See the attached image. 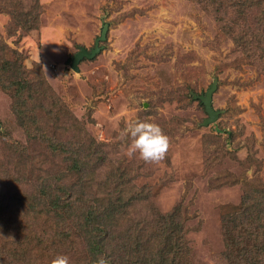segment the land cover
I'll return each instance as SVG.
<instances>
[{
	"label": "rangeland",
	"instance_id": "1",
	"mask_svg": "<svg viewBox=\"0 0 264 264\" xmlns=\"http://www.w3.org/2000/svg\"><path fill=\"white\" fill-rule=\"evenodd\" d=\"M207 1L39 0L38 29L26 32L3 9L11 4L0 0V44L23 53L27 69L42 71L89 136L104 145L109 164L130 170L131 184L146 198L131 213L137 217L153 207L167 213L181 204L190 218L195 263L219 264L221 206L238 205L248 184H264V27L255 25V13L264 10L252 14L238 5L219 13L208 10ZM31 3L12 4L27 10ZM104 21L110 24L104 49L84 59L75 72L72 57L80 48L95 46ZM246 30L244 44L240 38ZM215 78L214 107L221 114L205 127L208 116L192 93L206 92ZM135 120L155 123L168 136L162 161L146 163L138 153L126 155L130 140L122 133ZM0 131V201L5 210L11 205L16 210V199L31 186L13 178H32L37 190L39 167L55 179L64 165L56 166L62 157L52 155L41 164L45 149L38 146L31 154L26 149L31 163L20 164L7 146H27V136L12 111V98L1 89ZM3 229L1 224L0 255L12 264L2 249L13 248L9 243L15 239ZM83 249L80 244L68 255L69 264L85 254ZM29 257V264L49 263L37 253Z\"/></svg>",
	"mask_w": 264,
	"mask_h": 264
},
{
	"label": "trees",
	"instance_id": "2",
	"mask_svg": "<svg viewBox=\"0 0 264 264\" xmlns=\"http://www.w3.org/2000/svg\"><path fill=\"white\" fill-rule=\"evenodd\" d=\"M5 1L11 6L3 9L20 29H38L39 0H31L27 10L12 4L14 0ZM231 1L211 0L206 7L219 13L238 5L252 14L264 10V0ZM255 16L257 29L264 27V13ZM248 33L246 30L239 39L244 44L248 43ZM262 33L264 37V29ZM25 59L23 53L0 44V89L12 98V111L28 140L22 148L17 144L7 148L19 155L20 164H27L34 158L26 149L31 154L36 146L43 147L45 159L40 163L48 162L51 155L61 156L56 166L63 163L64 169L52 179L39 167L37 190L30 184L34 183L32 178L26 182L22 175L13 178L16 184L24 181V185L31 186L24 190L25 196L16 199V210H10L12 205L5 210L7 206L0 201L3 233L15 239L9 243L13 248L2 249L12 264H29L25 261L30 253H37L50 264L58 253L68 257L80 244L85 254L75 256L70 264H93L101 256L108 264H196L188 238L190 218L182 205L167 213L153 207L147 214L138 211L135 217L131 209L146 198L145 192L131 184L130 170L109 164L104 145L89 136L40 69L26 68ZM220 212L224 251L219 264H264V184H248L241 202L221 206ZM4 259L0 255V262Z\"/></svg>",
	"mask_w": 264,
	"mask_h": 264
},
{
	"label": "clouds",
	"instance_id": "3",
	"mask_svg": "<svg viewBox=\"0 0 264 264\" xmlns=\"http://www.w3.org/2000/svg\"><path fill=\"white\" fill-rule=\"evenodd\" d=\"M130 140L126 155L133 157L138 153L139 158L146 163L162 161L169 149V138L159 125L147 121H130L122 133ZM50 264H69V257L57 255ZM93 264H108L104 257H98Z\"/></svg>",
	"mask_w": 264,
	"mask_h": 264
},
{
	"label": "water",
	"instance_id": "4",
	"mask_svg": "<svg viewBox=\"0 0 264 264\" xmlns=\"http://www.w3.org/2000/svg\"><path fill=\"white\" fill-rule=\"evenodd\" d=\"M109 27L110 24L104 21L102 23L100 36L95 41V46L91 50H88L87 48H80V50L72 57L71 59L72 70H74L75 72H79L80 71L79 65L84 59L92 60L96 58L98 54H100V52L104 49L102 43L107 40ZM217 89H218V80L217 78H215L211 86L206 90V92L200 95L192 93L194 100H200L205 107V112L208 116V118L205 119L202 124L205 127L214 124L219 119L221 114V111L217 110L214 107L213 97Z\"/></svg>",
	"mask_w": 264,
	"mask_h": 264
}]
</instances>
